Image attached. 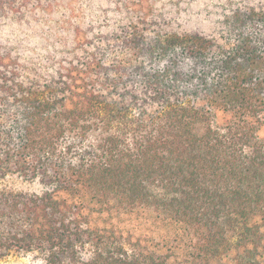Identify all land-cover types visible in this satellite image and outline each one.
Here are the masks:
<instances>
[{
  "label": "trees",
  "instance_id": "16d2710c",
  "mask_svg": "<svg viewBox=\"0 0 264 264\" xmlns=\"http://www.w3.org/2000/svg\"><path fill=\"white\" fill-rule=\"evenodd\" d=\"M0 259L264 264V0H0Z\"/></svg>",
  "mask_w": 264,
  "mask_h": 264
},
{
  "label": "rangeland",
  "instance_id": "374dc122",
  "mask_svg": "<svg viewBox=\"0 0 264 264\" xmlns=\"http://www.w3.org/2000/svg\"><path fill=\"white\" fill-rule=\"evenodd\" d=\"M0 189L30 192L39 189L37 183L24 182L18 177L9 176L0 180ZM0 264H45L42 257L37 253H15L0 259Z\"/></svg>",
  "mask_w": 264,
  "mask_h": 264
}]
</instances>
